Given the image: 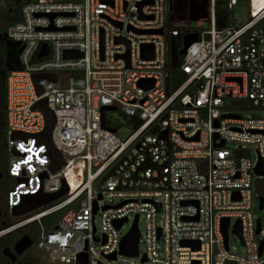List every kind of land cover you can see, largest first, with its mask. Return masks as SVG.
<instances>
[{"label": "built area", "instance_id": "2783aa9c", "mask_svg": "<svg viewBox=\"0 0 264 264\" xmlns=\"http://www.w3.org/2000/svg\"><path fill=\"white\" fill-rule=\"evenodd\" d=\"M174 1L23 3L20 21L6 32L18 65L6 78L5 105L6 172L14 181L5 212L13 223L0 238L35 225L31 249L44 250L48 264H77L82 254L87 264H134L139 253L120 254V243L137 218V226L145 223L142 264H264V220L254 213L264 209V175L255 173L259 164L264 173V0L245 23L224 27L215 23L217 0H203L206 26L194 25L189 10L174 24ZM221 1L232 13L241 0ZM187 35L197 40L181 55ZM66 52L80 56L65 59ZM170 70L184 79L173 85ZM43 100L55 120L51 145L63 159L54 173L39 142L46 123L35 106ZM105 107L116 110L102 121ZM118 111L130 119L124 138L112 121ZM251 111L262 115L239 116ZM64 183L61 198L12 215L24 197L58 193ZM112 199L121 201L102 204ZM56 214L46 229L43 220ZM230 229L241 253L229 245Z\"/></svg>", "mask_w": 264, "mask_h": 264}, {"label": "water", "instance_id": "95a60500", "mask_svg": "<svg viewBox=\"0 0 264 264\" xmlns=\"http://www.w3.org/2000/svg\"><path fill=\"white\" fill-rule=\"evenodd\" d=\"M159 33H160V31H159ZM196 40H197L196 35H187L184 38L183 48L179 53L181 55L184 54L185 50ZM146 49L152 50V47L151 46H144L143 50H146ZM20 52H21V50H19L17 53L19 54ZM45 54H46V52L41 53L39 55V58L44 57ZM79 56H80V54L72 53V52H66L64 54L65 59L78 58ZM125 58L127 59V56ZM44 78H48V77L46 75L33 77L35 83L39 80L44 79ZM142 86H145L144 83H142ZM39 93H41V91H39ZM35 109L40 110L44 114V117H45L46 126H45V130L43 131V133L39 135V142L41 144L47 145L49 148V157L51 160L50 170L54 173L63 165V159H62L60 153L57 152L53 148V146L51 145V138L50 137H51V131H52V128H53L54 122H55L54 116H53L52 112L47 108L45 100L37 103V105L35 106ZM109 110H116V108L115 107L103 108L102 109V121L104 119V112L109 111ZM112 131L114 132V130H112ZM15 137H21V135L16 134ZM215 139H216V137H215ZM222 145H223V143H220L217 145V147H221ZM255 173L257 175H264V173L262 171V167L260 164L255 169ZM1 177L2 176L0 175V179H1ZM67 192H68V189L64 183L63 188L58 193L51 194V195H44V194L39 193V194L34 195V196H26L23 198L22 204L12 210V215L13 216H21V215H24V214L29 213L31 211H34L41 206H44L50 202H53V201L61 198ZM262 207H263V198L261 197V198H259V209L261 210ZM124 221L125 220L118 221L116 223V228L119 229ZM256 227H257L256 228V234H258L259 228H260V220H257V226ZM227 228H228V220H224L223 225H222V232L224 234L225 240L227 239V236H226ZM233 232L236 233L238 236H240V227H239L238 223L234 226ZM139 235L140 234H139V230H138V226H137V218H135L131 230L123 238V240L120 243V254L127 256V257H136L138 254ZM30 245H31L30 239L27 236H24L23 238H21L17 242L15 249H16L17 253L20 254V253L24 252ZM187 245L192 246L195 249L198 248V243H193V242H184L183 243V246H187ZM261 248H262V245H260L259 251L261 250ZM110 258L114 259L115 255H112ZM143 261H145L144 258H143ZM77 264H87L86 254H82V255L78 256Z\"/></svg>", "mask_w": 264, "mask_h": 264}, {"label": "rangeland", "instance_id": "374dc122", "mask_svg": "<svg viewBox=\"0 0 264 264\" xmlns=\"http://www.w3.org/2000/svg\"><path fill=\"white\" fill-rule=\"evenodd\" d=\"M17 3H26L32 0H15ZM190 11L194 14L195 18L194 21H197L194 23V25L198 26H206L207 24L204 23L205 18L207 17L206 15V9H205V4L203 0H200L199 2H192L187 5L184 0H175L173 2V9L172 11L174 12L173 15V22L174 24L178 25L184 18L186 11ZM249 17L248 13V5L246 0H241L239 2V5L232 11V13H229L227 11L226 5L224 2L221 0H217V5L215 8V23L217 27H224L228 26L231 23L235 25H241L247 21ZM9 47L7 49V59H8V72L12 70V68L16 67L18 65L17 62V56H15V50L16 46L12 44H8ZM174 46V44H173ZM176 55V54H175ZM175 63H178V59L175 60ZM250 115L252 117H259L262 115V112L258 111H251V112H241L239 113V116H246ZM115 119H113V125L115 126H121L122 129L117 133V136L119 138H124L126 137L130 131V119L125 117L121 112H116L114 114ZM227 148H232L233 144L232 143H226L225 145ZM250 157L254 160L255 155L253 152L250 153ZM120 199H112L110 202L105 200L102 202V204L106 205H116L120 202ZM255 203L257 204V200L255 199ZM255 215L258 217H261L264 220V209L261 212L254 211ZM96 219V228H97V233H96V238L99 237L100 235V228H99V214L97 213L95 216ZM157 219H160V216H157ZM130 223L126 224L124 229H122L119 233V236H123L126 234L127 229L129 227ZM138 230L140 232V239L138 242V253L139 257L132 259V262L134 264H142L141 263V255L145 252V223L144 221H140ZM229 235V245L233 246L236 248V251L238 253L242 252V246L237 237L233 234L232 229L228 231ZM98 243H95V246H97ZM32 256L35 257L37 260L40 262L48 263V254L42 250V249H34L31 252ZM129 260V259H128ZM144 264H151V263H144Z\"/></svg>", "mask_w": 264, "mask_h": 264}, {"label": "trees", "instance_id": "16d2710c", "mask_svg": "<svg viewBox=\"0 0 264 264\" xmlns=\"http://www.w3.org/2000/svg\"><path fill=\"white\" fill-rule=\"evenodd\" d=\"M248 4V13L249 16L255 14V12L263 6V1L256 0H247ZM23 3H17L15 0H0V55L2 56V65L6 63V50L8 40L6 39V32L9 27L20 21L21 8ZM16 56V54H15ZM16 69V67L12 68ZM8 69L4 70L3 77L0 79V158L3 164L8 165V155L6 151V113H5V105H6V78L8 75ZM169 77L171 83L173 85H177L178 82L184 79V75L181 74L179 70H170ZM14 181L7 176V172L5 177L0 180V197L4 201V210L2 218L0 219V229L7 227L8 225L13 223V220L9 219L6 212V196L8 190L12 187ZM264 185V181H260ZM261 196H264L263 190H258ZM60 217L59 214L53 215L49 218L43 220V225L46 229L51 228V224H53ZM39 230L35 225L26 227L19 231L12 233L10 236H14L16 238L29 236L32 238L33 242L38 237Z\"/></svg>", "mask_w": 264, "mask_h": 264}, {"label": "flooded vegetation", "instance_id": "af4514ba", "mask_svg": "<svg viewBox=\"0 0 264 264\" xmlns=\"http://www.w3.org/2000/svg\"><path fill=\"white\" fill-rule=\"evenodd\" d=\"M8 44L11 43L8 41L6 45L7 49L9 47ZM7 55L8 54L6 50V59H7ZM1 61H2V56L0 55V79L3 77L4 70L8 69V59L6 60V63H4L3 65ZM6 171H7V165L3 164L0 158V175L2 176L1 179L5 177ZM3 210H4V201L0 197V219L2 218ZM10 235L0 238V264H48L46 262L42 263L32 256L31 245L33 243V240L31 237L27 236L30 239L31 245L24 252L18 254L15 249V246L17 242L23 237L16 238Z\"/></svg>", "mask_w": 264, "mask_h": 264}]
</instances>
